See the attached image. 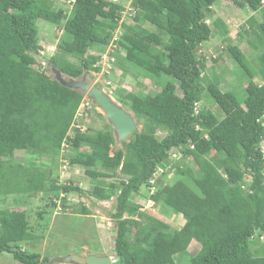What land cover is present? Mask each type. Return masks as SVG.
<instances>
[{
  "label": "trees",
  "instance_id": "16d2710c",
  "mask_svg": "<svg viewBox=\"0 0 264 264\" xmlns=\"http://www.w3.org/2000/svg\"><path fill=\"white\" fill-rule=\"evenodd\" d=\"M219 1L136 0L132 19H122L124 6L112 0H0V199L39 194L52 211L66 209L72 192L93 205L114 197L107 210L115 222L113 247L88 248L111 255L112 264H170L193 240L198 248L190 264H264V3L231 0L252 13L242 24L257 54L250 61L225 41L230 29L212 8ZM40 20L55 28L52 54L39 43ZM215 34L226 42L237 73L247 77L229 91L220 89L218 75L206 74V58L198 54ZM110 44V69L162 87L114 90L140 125L115 149L112 124L83 103L81 90L48 70L54 66L73 78L96 73ZM205 97L218 112L206 107ZM59 158L79 166L93 184L84 192L59 182ZM146 201L180 214L183 224L174 227L144 209ZM72 210L69 217L92 214L85 204ZM39 225L37 233L26 209L0 208V260L6 253L17 264L54 263L28 249L48 223Z\"/></svg>",
  "mask_w": 264,
  "mask_h": 264
},
{
  "label": "rangeland",
  "instance_id": "374dc122",
  "mask_svg": "<svg viewBox=\"0 0 264 264\" xmlns=\"http://www.w3.org/2000/svg\"><path fill=\"white\" fill-rule=\"evenodd\" d=\"M60 3L67 2L68 0H58ZM122 2L121 4L125 7L122 11V19L128 17L132 19L133 13L127 9L132 2L135 0H116ZM214 17L221 18L230 29L229 34L225 38L226 42L231 44H237L239 48L244 52L247 58L252 61L255 58L256 51L250 46L247 41L248 36L242 31V24L248 18L249 14L245 13L242 9L237 7L231 0H220L217 4L213 5ZM256 14V13H254ZM130 22H133L130 20ZM138 25L140 23H137ZM145 26V25H144ZM146 26H149L146 24ZM39 27V40L42 50L46 53L52 54L55 50V28L49 23L40 20L38 21ZM119 31L114 34L117 38ZM241 32L243 35L240 40H238V33ZM219 34H215L211 39L200 46L198 54L204 55L206 58V74L212 76L213 74L218 75L221 80L219 87L222 91H229L235 88L238 83L246 82L247 77L241 76L240 72L237 73V65L231 57L225 52V42ZM111 48V44L105 48V51L100 55L96 65H100L98 72L87 73V79L92 81V88L101 89L104 94L116 103L118 106L122 107L130 115L128 108L118 102L114 96V90L117 88H127L132 91H137L140 89L141 85H145L146 89L144 92H155L160 91L161 86L153 81L152 78H145L143 75L138 74L136 70L132 72L137 73L133 75L120 74L116 69H109L113 67L111 63L112 58L108 57V51ZM50 67V65H47ZM115 66V65H114ZM51 70V67L50 69ZM52 72V71H51ZM54 76V74H52ZM67 76V75H66ZM80 78V77H79ZM110 78V79H109ZM169 79V77H166ZM109 84V85H108ZM83 92V103L92 104L97 112L103 114L100 106L96 104L91 94V90L82 91ZM177 93L180 94L179 88ZM206 107L218 112L219 109L215 103L205 97L204 99ZM95 116V115H92ZM132 116V115H131ZM95 118H97L95 116ZM106 118V117H105ZM107 121V119H106ZM108 122V121H107ZM97 126L102 123L101 119H97L95 122ZM140 128V125H136ZM115 144L112 149L121 146V138L114 131ZM262 149L264 151V142H262ZM112 154V151L110 152ZM15 158L18 161H23V152H17ZM24 162V161H23ZM67 160L58 159L56 173L59 174V182H73L77 186H87L90 187L93 183L91 179L83 174L82 169L77 165L70 166ZM46 163L49 161L46 160ZM28 162H25L27 165ZM69 164V165H68ZM166 178L173 182L176 180V176L169 172ZM87 187H84V192ZM48 194V193H47ZM43 195H36L35 197H21L16 195H9L4 201L0 199V208L9 207L12 209H26L29 221L35 226L36 232L40 233L43 226L39 223H48L47 228L43 232V237L35 246L28 247L31 251H39L41 255H47L50 261L57 259L63 255L69 253H76L81 251L83 255L88 254V248L93 246H102V251H108L113 247L115 232L113 228L115 227V222L108 216L107 210L112 209L114 205V197L110 200L97 201L96 204H92L89 198L78 192H72L67 195V208L62 209L60 207L51 208L47 205L48 200L42 198ZM45 196V195H44ZM2 198V196H0ZM92 200V199H91ZM143 202V200H141ZM80 204H85L92 212L91 215L83 217L81 215H76L69 217L73 214L72 207H79ZM143 208L147 209L149 212L155 214L159 218H163L174 227H178L183 224L184 220L180 214H173L170 212L164 213L161 211L159 205H153L152 201H146L143 203ZM37 212H45L41 218L37 217ZM50 212V214H49ZM65 216V217H64ZM78 216V217H77ZM67 217V218H66ZM65 220V221H64ZM51 232L49 234V230ZM198 248V243L193 240L187 251L178 253L174 255V262L170 264H190V257L195 253ZM108 249V250H107ZM0 264H17L11 258L10 254L4 253L1 256ZM52 264H68L62 263L54 260Z\"/></svg>",
  "mask_w": 264,
  "mask_h": 264
},
{
  "label": "water",
  "instance_id": "95a60500",
  "mask_svg": "<svg viewBox=\"0 0 264 264\" xmlns=\"http://www.w3.org/2000/svg\"><path fill=\"white\" fill-rule=\"evenodd\" d=\"M51 70L54 78L62 85L75 90H91L94 101L101 107L103 114L109 123L112 124L119 138H125L134 132L136 129L134 118L122 109V107L115 105L101 89L92 88V81L87 79V71H83L80 78H73L62 74L54 66L51 67ZM57 261L68 264H112V256L108 254L97 255L91 253L82 255L79 253H70L58 257Z\"/></svg>",
  "mask_w": 264,
  "mask_h": 264
},
{
  "label": "clouds",
  "instance_id": "9594fccd",
  "mask_svg": "<svg viewBox=\"0 0 264 264\" xmlns=\"http://www.w3.org/2000/svg\"><path fill=\"white\" fill-rule=\"evenodd\" d=\"M112 1H114V2H116V0H112ZM117 3H119V4H121L122 2H120V1H117ZM134 4H136V0L134 1V2H132L131 4H130V6L127 8V9H129V11H131L132 13L134 12V10H135V8H134ZM138 4V3H137ZM122 5V4H121ZM124 9H125V7H124ZM123 9V10H124ZM122 10V11H123ZM91 53H94L95 51H93V50H91L90 51ZM96 53V52H95ZM108 56V55H107ZM46 64V66L48 65L47 63H45ZM109 69H110V67H109ZM79 78V77H78ZM113 102V101H112ZM114 103V102H113ZM115 105H117L116 103H114ZM118 106V105H117ZM104 115V114H103ZM105 116V115H104ZM107 119V118H106ZM108 121V120H107ZM109 122V121H108ZM136 124V123H135ZM76 253H79V254H82L81 252H76ZM70 254V253H69ZM88 254H91V253H88ZM87 254V255H88ZM93 254H95V253H93ZM83 255V254H82ZM100 255H104V254H100ZM109 255V254H108ZM64 256V255H63ZM54 260H55V262L57 261V259H53V260H51V261H53L54 262ZM114 262V258L112 257V263Z\"/></svg>",
  "mask_w": 264,
  "mask_h": 264
},
{
  "label": "built area",
  "instance_id": "2783aa9c",
  "mask_svg": "<svg viewBox=\"0 0 264 264\" xmlns=\"http://www.w3.org/2000/svg\"><path fill=\"white\" fill-rule=\"evenodd\" d=\"M263 3H264V0H263ZM41 52H43V51H41Z\"/></svg>",
  "mask_w": 264,
  "mask_h": 264
}]
</instances>
